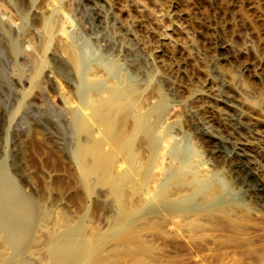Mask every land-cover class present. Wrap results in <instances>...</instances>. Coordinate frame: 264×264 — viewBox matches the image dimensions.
Here are the masks:
<instances>
[{"label":"rangeland","instance_id":"1","mask_svg":"<svg viewBox=\"0 0 264 264\" xmlns=\"http://www.w3.org/2000/svg\"><path fill=\"white\" fill-rule=\"evenodd\" d=\"M4 3L18 21L27 15L26 0ZM33 3L40 15L35 24L31 16L25 20L28 32L23 33L31 36L17 37L16 56L0 11V162L26 191L45 200L47 207L51 203L46 217L50 220L44 219L49 226L43 221L38 234L79 225L87 249L82 264L102 259L103 264H129L141 256L146 264H264V193L261 204L240 196L242 189L231 178L236 159L230 153L243 143L239 147L258 167L264 189V0ZM52 16L88 69L84 78L77 74L81 80L74 73L80 81L74 93L67 84H61V90H54V84H21L15 74L20 67L30 78L38 69L39 55L40 62L47 57V46L37 45L34 65L26 51L36 45L35 29ZM58 66L59 74L66 69L65 63ZM128 87L133 88L139 124L130 126L131 119L123 115L119 131L116 124L106 134L107 124L92 125L89 118L87 126L77 111L79 122L71 126L65 114L68 106L80 105L90 113L109 93ZM130 127L131 152L119 151L115 147ZM160 139L166 140L161 159L154 151ZM98 141L100 150L105 148L104 166L91 189L89 179L95 174L82 176V156L93 164ZM187 152L190 158L181 163ZM133 233L134 240L128 241ZM237 242L243 250L240 244L235 248ZM247 243L252 246H247L248 252ZM254 249L256 255L260 250L259 262Z\"/></svg>","mask_w":264,"mask_h":264},{"label":"bare ground","instance_id":"2","mask_svg":"<svg viewBox=\"0 0 264 264\" xmlns=\"http://www.w3.org/2000/svg\"><path fill=\"white\" fill-rule=\"evenodd\" d=\"M4 1L0 0V11H1V13L3 12L4 15H2V17L4 19H6V21H7L6 30L12 36L11 37V44H10V48H11V51H12L11 53H13V55L16 56V55H18L20 53L19 52L20 51L19 44H18V39L19 38H17V37L21 36L23 38L22 35L25 34L23 32H25V31L28 32L27 29L25 30V26H24L26 24L25 20H27V18L29 16H31L34 19L33 23L35 24V22L38 20L37 16L40 15V13H39L38 7H36L34 5V3H33L34 0H26L25 7L28 9V12H26L27 15L20 16L19 21H18L17 20V15L12 13L10 10H7L6 6L4 5L5 4ZM27 9H24V10H27ZM98 12H99V10H98ZM1 13H0V15H1ZM54 16H52V18L48 17V19L45 22H43L42 25L38 26L35 29L36 30L35 32H36L37 40H35L36 42L31 40L33 43H36L35 46L34 45L32 46V44L30 43L31 46L33 47V48H31L32 49L31 52H30L29 49L27 50V48H25L27 50L26 53L29 51L28 55L26 54V56H28V59H29L28 62H30V63L34 64V59L36 58L35 56L36 55L38 56V54H39L38 52H37V54H35V52L37 51V49H35V47L37 45H39V44L47 46V48H46L47 52H48L47 53V57L45 58L44 57L45 55H44L43 56L44 59H42L41 62H40L41 56L39 55V57H38L39 58V63H37V64L35 63L36 66H38V69L35 70V73L32 76H29L30 78L27 77L28 75L27 76L25 75V73L23 72V70L20 67L15 68V74L18 77V80H19V82L21 84H32V85L33 84H37L36 87L38 86V84H54V86H55L54 90L55 89L56 90H61L63 88L61 86V84H67L70 87V91L72 93H74L75 88H77L76 84H78V81L81 80V78H79V76L81 77V75H83V78H84V74H85V72L88 69L86 67L84 68L82 66V64H81L82 60H79V57H78L79 55H77V53H76V50L74 48V44H73L72 39H70L66 35L64 36V33H63L64 30L63 29L60 30V27H59L60 25L57 24V18H55ZM31 25L33 26V24H31ZM25 35H27V34H25ZM28 35L31 36L30 34H28ZM28 35H27V37H28ZM33 35H34V33H32V37H33ZM8 37H10V36H8ZM30 39L28 40L29 42H30ZM20 40H21V38H20ZM38 50H39V48H38ZM43 53H41V54H43ZM26 56L24 55V57H26ZM24 57L22 58L23 60H24ZM26 59L27 58H25V62H27ZM36 61L38 62V59ZM61 63H62V65H63V63H65L66 69L65 70H63V69L60 70L61 73L59 74L58 70L60 69L59 66H61V65L58 66V64H61ZM16 66H18V65H16ZM85 69H87V70H85ZM74 73L76 74V76L79 75L77 77V79H79L78 81L75 78V74ZM79 83H80V81H79ZM116 84H118V83H116ZM127 84H129V86H130L131 83L129 82ZM131 89H133V88L132 87H128L124 91L109 93V96H107V98L102 99V100H100L99 102L96 103L97 104L96 108L93 111H91L90 113L86 112V110H85V108L83 106H80V105L78 106L77 105L78 106L77 107L76 105L73 106V105H70L71 103H69L70 106H68V108H66V110H65L66 117L69 119V121H71V126H72V124L73 125L78 124L79 119L76 116V114H77L76 112L80 111L83 114V116H84V118H83L84 121H82V122L86 123L87 126L91 125V123H89V118L93 122L92 125L94 123L95 124H107L106 130H105L106 134L109 131H111L116 124H117L116 128L118 129V127L121 125V124L120 125H118V124L121 123L123 115L128 116L131 119V121L129 120L130 122H132L131 125L130 124H127V125L136 126L137 123L138 124L140 123V118L137 117L136 114H135V109H134L135 101H134ZM67 90L69 91L68 88H67ZM72 93H70L69 95H71ZM73 95L74 94H72V96ZM60 99H61V97H60ZM64 99L67 100L66 98H64ZM64 99H63V101L67 104V102ZM52 101L55 104V100L53 99ZM68 102H70L69 99H68ZM66 104H64V105H66ZM60 106L62 107V104ZM60 106H57V107L61 108ZM62 112H64V108H62ZM126 123H127V121H126ZM130 128H131L130 133H126V137L124 135V137H125L124 140L119 142L117 144V146L115 147L119 151H121L123 149H126L129 152H131L132 145H133L134 134L132 132V127H130ZM130 128H129V130H130ZM92 129H94V128H92ZM95 130L93 131V135L92 136L95 135V133H94V132H96ZM118 131H119V129H118ZM114 132H115V130H114ZM114 132H113V137H114ZM90 133H92V131ZM101 133H102V131L101 132L98 131V135H101ZM120 133H122V132H120ZM106 134H105V138H106ZM115 135H116V133H115ZM92 138H91V140H92ZM210 138H211V136H210ZM238 141H240V140H238ZM165 142H166V140H161L160 139L158 144H157V146H156V148H155V150H154L156 153L158 152V155H159L158 158L160 156L163 157V155H162L163 152L162 151L165 150V149L163 150V148H165V147H163V146H165V144H164ZM236 142H237V140H236ZM242 144L243 143L240 142V143H237L238 146L237 145H235V146L233 145L234 146L233 151L230 152L231 155L234 157L233 159H236V161H234L236 163L233 165L234 168L232 169L233 172H232L231 178L235 181V184H238L240 186V188L242 189V193L243 194L240 195L241 197L244 196L248 200H250V202H251V200H253V202H257V203L261 204V193H264V189L261 187V174H260V171H259L258 167L256 166V164L252 160L248 159L246 153H244L245 151L242 148L239 147V145L243 146ZM100 146H101V141H98L97 143L94 144L93 155H94L95 162L93 164H91V160L89 159V157H87V155L82 156V163H83V165L85 167V172H84V174L82 172H80V174L82 173L83 177L88 176V175L93 174V173L95 174L94 179L93 178L89 179V185L90 186H88V187H90L91 189H92V186H93L95 180H99L101 178V176H102L104 163L102 161V153H101V151H103L105 148L100 150ZM76 148H74V149H76ZM212 148L214 149V147H212ZM215 149H217V148H215ZM67 155H66V158H68L67 162L70 163L71 160L69 159V157ZM190 156H191L190 152H187L186 154L182 155L181 163L186 161V160H188L190 158ZM225 156H228V155L225 154ZM160 159H161V157H160ZM121 162L122 161H120L119 164H122ZM125 163L126 162H124L123 164H125ZM115 164H117V163H115ZM119 164H118V167H119ZM79 165H81V163H79ZM124 167H127V166H124ZM230 167H232V166H230ZM157 168L158 167L156 165V169ZM159 168H160V166H159ZM119 169H120V167H119ZM155 171H157V170H155ZM229 171H230V168H229ZM79 176L74 175V177H77L78 179H81L82 177H79ZM83 181L85 183V180H83ZM209 185H211V184H209ZM30 189H31V187H30ZM31 191H32V189H31ZM97 191H98V195H100L101 191H99V189ZM211 191H213V190H211ZM146 193H147V191H146ZM214 193L215 192H212V194H210L209 196L211 197V195H212V197H213ZM102 194L104 195L103 192H102ZM244 197H242V198H244ZM44 202H45V200H44ZM44 202L42 200H40V198L38 199V198H36V196L34 197L28 191H26L24 189V187L10 174V172H8V170L5 168V165H3L0 162V264H82V263H84V257H85V254L87 253V249H86V246L84 245L83 237H82L81 233L79 232V228H80L79 225H70V226H65L64 228L53 229V230L49 229L50 231L48 230L49 232H46L45 234L43 232V235H41V234L39 235L38 234V231L45 227V226H43V221L48 216V214L50 212L48 207L51 206L50 205L51 203L49 204L50 206L48 205V207H47L44 204ZM53 202H55V201L53 200ZM105 203H106V201H105ZM106 205L109 206V204H106ZM102 206H104L103 203H102ZM103 208H105V207H103ZM197 208H199V207H197ZM63 217H66V216L63 215ZM46 219H47V221L50 220V219L48 220V218H46ZM52 219H54L55 222H57V223L59 222V221H56L55 218H52ZM44 222L46 223V221H44ZM55 222H54V224H56ZM172 222H174V221H172ZM45 225L49 226V225H47V223ZM81 226H83V222H82ZM91 227H92V225H91ZM82 229H84V228H82ZM174 229H176V228H174ZM88 231H89V229H88ZM86 233H88V232H86ZM134 234L135 233L129 234L126 237L127 239H129L128 241H133L134 240V237H135ZM241 235H243V234H241ZM241 235H240V237H241ZM140 238H141V236H140ZM143 238H145V237H143ZM237 238H238V236H237ZM237 238H234V239H237ZM246 239H249V238L246 237ZM119 240L120 241H124L125 237L121 238ZM239 244L240 243L235 244L236 245L235 248ZM250 244L253 245L254 243L251 242ZM112 246L114 248V244ZM128 246L124 247V248L128 249ZM247 246H248V243L245 246L246 247L245 248L246 251H247ZM130 247H132V246H130ZM233 247H234V245H233ZM238 247L241 248V244ZM259 247H261V245ZM259 247H258V249H261ZM120 248H122V247L120 246ZM248 248L251 250L252 246H250V247L248 246ZM114 249H117V248H114ZM221 249L223 250V248H221ZM231 249H232V247H231ZM231 249H229V250H231ZM241 249L243 250L244 248H241ZM211 250H212V248H211ZM235 250L238 252L237 249H235ZM255 250L256 249L253 250L254 253H255L254 255H256V253H257V251H255ZM118 251H116V252H118ZM207 251H208V249H207ZM236 251H235V253H236ZM125 252L127 253L126 250H125ZM159 252H161V251H159ZM213 252L215 253L214 249H213ZM244 252H245V250H244ZM258 252L259 253L256 255L257 257L261 255L260 250ZM166 253H168V252H166ZM170 253L172 255V252H170ZM240 253H241V251H240ZM252 253H251V256H253ZM132 254L136 255V252H134ZM143 254H145V258L147 260L146 256H147L148 253L146 254V253L143 252ZM218 254H217V256H218ZM224 254H225V252H224ZM116 255H117V257L119 256L118 254H116ZM126 255H129V252ZM153 255H154V252H153ZM230 255H231V253H230ZM120 256H119V258H120ZM192 256H193V254H192ZM232 256L236 257V255H232ZM112 257H113L112 260H114L115 257L114 256H112ZM142 257H143V259H142ZM160 257H161V255H160ZM157 258H156V260H157ZM231 258H233V257H231ZM254 258H255V256H254ZM132 259H133V257H132ZM164 259H165V256H164ZM164 259H163V261H164V263H166ZM245 259H247V258H245ZM250 259L252 260V258H250ZM258 259H259V257L257 258V261H258ZM109 260H110V258H109ZM129 260H131V259L129 258ZM158 260H159V258H158ZM185 260L187 261L186 258H185ZM234 260H235V258H234ZM260 260H261V258H260ZM100 261H98L99 264H103V262L105 260L102 259V261H101L102 263H100ZM150 261H153V259H151V255H150ZM195 261H196V259H195ZM203 261L204 260H202V262ZM207 261H206V264H207ZM223 261H224V259H223ZM231 261H232V259H231ZM116 262H118V261L116 260ZM140 262H142V264L143 263L146 264L144 256H141V258L137 257V258H135L133 260V262L131 260V262L129 261L128 263L129 264H141ZM154 263H155V260H154ZM154 263L152 262V264H154ZM248 263L249 262H247V264ZM106 264H107V262H106ZM156 264H158V263H156ZM200 264H201V261H200ZM252 264H253V262H252Z\"/></svg>","mask_w":264,"mask_h":264}]
</instances>
